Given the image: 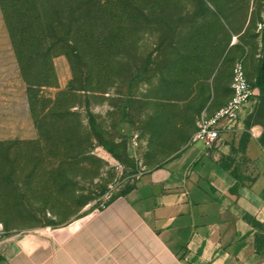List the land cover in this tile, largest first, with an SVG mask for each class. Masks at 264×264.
<instances>
[{
	"label": "rangeland",
	"instance_id": "374dc122",
	"mask_svg": "<svg viewBox=\"0 0 264 264\" xmlns=\"http://www.w3.org/2000/svg\"><path fill=\"white\" fill-rule=\"evenodd\" d=\"M131 1L142 9L130 16L142 19L115 24L108 48L78 72L75 91L66 57L54 59L56 88L32 93L28 104L35 136L0 141V237L60 226L89 206L104 210L193 140L197 119L230 97L235 63L254 82L264 0ZM6 38L0 13L3 55ZM0 66V84L14 89L7 57ZM88 74L92 92L80 90ZM7 105L4 117L13 112ZM251 105L244 124L263 131L264 101L258 95Z\"/></svg>",
	"mask_w": 264,
	"mask_h": 264
},
{
	"label": "crops",
	"instance_id": "0c3cea01",
	"mask_svg": "<svg viewBox=\"0 0 264 264\" xmlns=\"http://www.w3.org/2000/svg\"><path fill=\"white\" fill-rule=\"evenodd\" d=\"M4 44L0 59L18 84H0V108L6 101L13 110L0 113V141L30 139L27 97L9 38ZM252 110L241 107L216 147L192 140L104 210L0 237V264H264V246L256 250L264 233L252 225H264L262 128L244 124Z\"/></svg>",
	"mask_w": 264,
	"mask_h": 264
},
{
	"label": "trees",
	"instance_id": "16d2710c",
	"mask_svg": "<svg viewBox=\"0 0 264 264\" xmlns=\"http://www.w3.org/2000/svg\"><path fill=\"white\" fill-rule=\"evenodd\" d=\"M138 9H142L140 4L131 0H0V13L26 87L28 104L32 105L35 98L32 93L56 88L53 61L61 55L66 57L73 73L68 91H75L77 74L87 64V58L93 62L94 56L108 48L115 24L124 28L127 22H139L141 17L137 19L129 13ZM85 80L87 87L80 90L92 92L87 89L93 84L92 75L88 74ZM250 83L264 101L262 59L254 82ZM258 143L264 146V129ZM133 188L127 187L120 195ZM252 225L264 233L263 224L252 221ZM256 242L259 252L264 246V235H257Z\"/></svg>",
	"mask_w": 264,
	"mask_h": 264
},
{
	"label": "built area",
	"instance_id": "2783aa9c",
	"mask_svg": "<svg viewBox=\"0 0 264 264\" xmlns=\"http://www.w3.org/2000/svg\"><path fill=\"white\" fill-rule=\"evenodd\" d=\"M230 91L231 96L224 105L219 107L210 116L197 119L193 141L201 142L207 148L216 147L223 128L236 122L241 107L251 103L258 97L259 92L247 80L241 62H237L233 66ZM102 208H105V206Z\"/></svg>",
	"mask_w": 264,
	"mask_h": 264
},
{
	"label": "water",
	"instance_id": "95a60500",
	"mask_svg": "<svg viewBox=\"0 0 264 264\" xmlns=\"http://www.w3.org/2000/svg\"><path fill=\"white\" fill-rule=\"evenodd\" d=\"M262 65L264 67V34H263V56H262Z\"/></svg>",
	"mask_w": 264,
	"mask_h": 264
}]
</instances>
